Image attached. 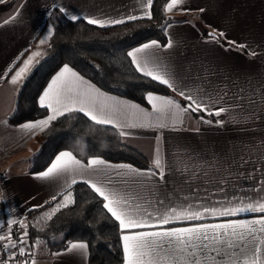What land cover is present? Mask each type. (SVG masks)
Wrapping results in <instances>:
<instances>
[{"label":"crops","instance_id":"0c3cea01","mask_svg":"<svg viewBox=\"0 0 264 264\" xmlns=\"http://www.w3.org/2000/svg\"><path fill=\"white\" fill-rule=\"evenodd\" d=\"M9 1L0 0V5ZM146 5L147 0H15L0 16V227L5 233L14 222L22 221L25 226L18 245L19 250L24 249L23 259L16 264H87V249L70 250L71 243L64 251L49 253L44 242L37 240L34 244L28 232L39 231L35 219L38 213L33 212L47 204L59 203L76 183L89 187L96 184L108 193L123 197L127 201L124 207L149 223L172 207L191 205L203 211L264 198V0H183L171 11L165 6L167 16L175 18L166 26V45L156 42V47L137 53L136 60L141 67L147 63L149 69L168 79L172 87L164 85L170 88L173 97L149 93L147 105H139L102 91L72 69L105 97L112 98L107 101L110 108L106 110L108 114L115 108L111 111L112 123L102 125L116 129L126 146L150 161L152 171L139 170L143 174H137L116 167L125 164L104 161V165L94 168L87 167L88 162L81 163L82 169L44 179L39 174L27 173L28 159L38 149L35 137L42 130L22 126L40 120L12 126L7 118L13 111L18 89L44 55L52 33L46 18L56 9L67 20L96 19L104 22L103 27H109L117 24L112 21H131L130 16L148 17L150 8ZM73 16L77 19L73 20ZM41 40L46 43L40 44ZM36 51L41 55L13 84L12 76ZM129 57L137 69L133 57ZM63 67L41 92L39 106L40 97ZM149 95L171 99L180 108L170 106L163 113L156 112ZM180 100L193 108L200 104L201 109L196 111L211 118L196 115ZM41 107L47 109L48 116L52 114L46 106ZM221 107L226 111L216 116L215 111ZM69 112L85 115L79 110ZM157 157L161 168L155 166ZM73 180L76 182L72 183ZM27 215L33 217L26 219ZM260 216L264 214L245 212L231 217L205 214L201 221H177L164 227L252 220ZM143 230L156 229L133 231ZM121 244L123 248L122 240ZM6 246L12 253V244L6 242Z\"/></svg>","mask_w":264,"mask_h":264},{"label":"trees","instance_id":"16d2710c","mask_svg":"<svg viewBox=\"0 0 264 264\" xmlns=\"http://www.w3.org/2000/svg\"><path fill=\"white\" fill-rule=\"evenodd\" d=\"M168 1L152 0L151 18L148 16L109 27H98L84 20H67L58 10H53L45 21L52 26V33L44 55L18 89L7 122L17 126L47 118L48 111L39 106L38 98L53 75L65 65L102 91L139 105H147L146 95L149 93L173 97L168 86L137 71L128 55L129 50L147 42L166 45V26L175 20L165 12ZM14 2L10 0L1 4L0 16ZM179 102L188 104L182 100ZM194 113L211 118L201 111ZM35 141L38 149L27 164L30 175L46 171L55 157L64 151L71 152L84 164L96 158L110 164L131 165L138 170H153L143 154L122 142L116 129L94 123L80 112L57 117L35 137ZM66 193L71 195L72 203L59 209L47 221L43 231L32 233L26 229L32 234L33 242L43 241L49 253L64 251L74 242H83L88 246L87 264H122V231L104 208L103 199L85 183L72 185Z\"/></svg>","mask_w":264,"mask_h":264},{"label":"snow or ice","instance_id":"6c2138e0","mask_svg":"<svg viewBox=\"0 0 264 264\" xmlns=\"http://www.w3.org/2000/svg\"><path fill=\"white\" fill-rule=\"evenodd\" d=\"M182 2L183 0H170L166 5V10L171 11ZM151 5L152 0H147L146 7L151 8ZM60 11H64V9L61 8ZM147 15L151 18L150 13H147ZM71 18L73 20L77 19L75 16ZM136 18L135 16L128 17L132 20ZM123 22V20L112 21V23L117 24ZM88 23L104 26L103 21L96 19H89ZM223 35V33H220V36ZM213 39H216V37L213 36ZM44 43H46V40L40 41V44ZM156 46L157 43L153 41L150 44H145L142 48L134 50V52L128 53V55L133 57V62L136 63L138 70L143 71L145 75L152 77V79L172 87L169 80L163 75L149 69L147 63L141 67L136 60L137 53ZM240 47L244 46L241 45ZM40 55L41 52L39 51L33 52L23 66L12 76L11 82L13 84L17 83L29 70L35 58ZM110 99L112 98L105 97L98 89L84 81L82 77L65 65L52 79L40 97L41 106H46L52 114L47 119L28 123L22 127L29 130L35 128L43 130L58 116L73 110L84 112L97 124H110L112 123L111 111H115L113 107L106 114V110L110 108L107 101ZM186 99L191 100L192 98L186 97ZM148 100L152 103L156 112L163 113L170 106L180 108L175 101L164 97L149 95ZM114 103L123 102L115 101ZM193 103L195 104V101ZM97 105H99V112L97 111ZM131 107L138 108L136 105H131ZM200 109L201 105L196 104L192 110ZM186 110L184 109V111ZM139 111L142 112L143 110ZM224 111L226 109L221 107L214 114L219 116ZM104 164L103 160L91 159L88 161L87 167L94 168ZM155 166L161 168L159 157L155 160ZM83 167L81 161L76 159L71 152L64 151L55 157L46 171L39 174V178L55 177ZM116 167L143 174L139 170L133 169L131 165H117ZM161 178H163L162 173ZM75 182V180L72 181V183ZM91 187L103 197L106 201L104 208L119 222V227L123 233L121 240L123 242L124 264H264V216L252 220H228L221 223H196L185 227H164L177 221H201L205 219V214L211 217H231L245 212L264 214V202H262L264 198L235 207H225L223 209L212 207L204 208L203 211L195 210L191 205L188 207H172L162 215L154 217V223H149L148 220L138 214L127 210L124 207L127 201L123 197H118L115 193H108L96 184H92ZM249 200H251V197H249ZM71 202L72 199L69 194L65 196L63 206H67ZM45 215L50 218V214ZM21 227H23V222H21ZM137 229L156 230L133 231ZM24 235H27V233ZM6 239H10V237L0 236V240ZM87 247V244L83 242L72 243L70 250H85ZM20 252L23 255L24 249L21 248ZM224 257H227V259H224Z\"/></svg>","mask_w":264,"mask_h":264},{"label":"built area","instance_id":"2783aa9c","mask_svg":"<svg viewBox=\"0 0 264 264\" xmlns=\"http://www.w3.org/2000/svg\"><path fill=\"white\" fill-rule=\"evenodd\" d=\"M21 222H14L9 226L8 231L4 233L5 229L0 227V236L10 237V239L0 240V264H16L23 259V255L18 248L19 242L23 235V229L25 228L24 224L21 227ZM6 242L14 244L12 248V253L8 251Z\"/></svg>","mask_w":264,"mask_h":264},{"label":"rangeland","instance_id":"374dc122","mask_svg":"<svg viewBox=\"0 0 264 264\" xmlns=\"http://www.w3.org/2000/svg\"><path fill=\"white\" fill-rule=\"evenodd\" d=\"M187 20H188V17L186 18ZM50 25H48V27L47 28H51V27H49ZM2 183H3V181H2ZM72 199V198H71ZM59 203H57V204H53L52 206H50V207H48V208H46L45 210H43V211H41L40 213H38L37 214V217L35 218L36 219V221H37V226H40L39 227V231H43L44 229H45V227H46V224H47V221L59 210V209H61V208H63V207H65V206H63V204H64V198L61 200V201H58ZM72 203V202H71ZM71 203H69L68 205H70ZM67 205V206H68ZM58 209V210H57ZM45 214H50V218H48V216H46ZM28 217H33L32 215L31 216H29V215H27V216H25V218L26 219H29ZM35 219L33 220L34 222H35ZM31 220V221H32ZM37 241V240H36ZM35 241V242H36ZM35 242H34V244H35ZM38 242V241H37Z\"/></svg>","mask_w":264,"mask_h":264},{"label":"water","instance_id":"95a60500","mask_svg":"<svg viewBox=\"0 0 264 264\" xmlns=\"http://www.w3.org/2000/svg\"><path fill=\"white\" fill-rule=\"evenodd\" d=\"M186 107L190 110V111H192V112H194L192 109H193V107L191 106V107H189V104H187L186 105Z\"/></svg>","mask_w":264,"mask_h":264}]
</instances>
